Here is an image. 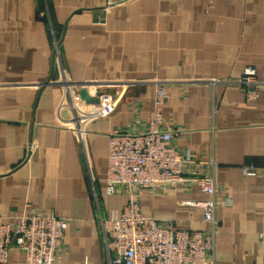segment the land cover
<instances>
[{
  "label": "crops",
  "instance_id": "0c3cea01",
  "mask_svg": "<svg viewBox=\"0 0 264 264\" xmlns=\"http://www.w3.org/2000/svg\"><path fill=\"white\" fill-rule=\"evenodd\" d=\"M248 67L264 82V0H0V215L66 217L57 264H107V218L129 199L106 193L109 136L147 129L156 88L143 82L164 80L175 144L231 200L217 212L216 264H264V84L250 96L228 82ZM62 76L131 83L80 138L64 86L43 84ZM137 196L146 216L211 231L188 203L208 196L189 180ZM24 260L14 248L7 264Z\"/></svg>",
  "mask_w": 264,
  "mask_h": 264
},
{
  "label": "built area",
  "instance_id": "2783aa9c",
  "mask_svg": "<svg viewBox=\"0 0 264 264\" xmlns=\"http://www.w3.org/2000/svg\"><path fill=\"white\" fill-rule=\"evenodd\" d=\"M228 82L239 85L250 96L258 95L264 84L253 67ZM130 83L70 80L62 76L43 84L64 86V106L73 115L70 127L83 138L86 124L114 110ZM143 83H153L156 88L147 129L118 130L109 136L106 193L112 195L122 188L129 199L122 210H111L107 218L111 227L110 232L104 230L107 264H216L217 212L223 202L230 204L231 200H219L215 177L206 172L207 163L180 152L175 144L178 130L168 128L163 116L169 98L168 82ZM110 86L119 90L113 92ZM84 89L89 99L83 97ZM245 171L253 174L256 170L249 166ZM187 180L208 196L206 200L188 203L203 208L204 221L212 226L210 232L178 229L172 220L142 212L137 190H155L158 186L170 190ZM67 227L68 218L58 215L30 213L9 222L0 215V264H7L14 248L24 254V264H57Z\"/></svg>",
  "mask_w": 264,
  "mask_h": 264
},
{
  "label": "water",
  "instance_id": "95a60500",
  "mask_svg": "<svg viewBox=\"0 0 264 264\" xmlns=\"http://www.w3.org/2000/svg\"><path fill=\"white\" fill-rule=\"evenodd\" d=\"M82 95H83V97L85 99H89V96H88V93H87V90L86 89L82 90Z\"/></svg>",
  "mask_w": 264,
  "mask_h": 264
}]
</instances>
